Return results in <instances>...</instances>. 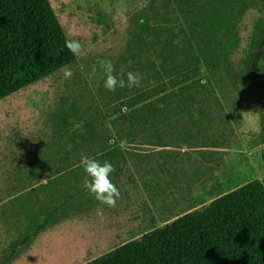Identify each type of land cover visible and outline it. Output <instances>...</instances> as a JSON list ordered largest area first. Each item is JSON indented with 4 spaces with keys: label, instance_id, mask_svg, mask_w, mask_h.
I'll use <instances>...</instances> for the list:
<instances>
[{
    "label": "trees",
    "instance_id": "16d2710c",
    "mask_svg": "<svg viewBox=\"0 0 264 264\" xmlns=\"http://www.w3.org/2000/svg\"><path fill=\"white\" fill-rule=\"evenodd\" d=\"M148 7L152 25L143 35L130 33L120 55L121 63L131 61L126 68L139 74L140 84L118 87L106 101L117 113L110 120L116 133L167 146L170 119L191 117L193 110L208 113L205 107L220 103L200 79L202 65L254 93L264 142V78L258 82L250 71L264 31V0H150ZM251 9L258 17L235 61L240 27ZM65 39L70 38L49 0H0V99L73 63L76 57L61 50ZM52 125L49 140L2 189L0 219L14 232L2 249V264H12L40 233L75 213L76 199L85 192L78 181L84 171L77 166L83 150H118L104 138L99 112L82 109L76 100L60 106ZM82 264H264V183L240 184Z\"/></svg>",
    "mask_w": 264,
    "mask_h": 264
},
{
    "label": "rangeland",
    "instance_id": "374dc122",
    "mask_svg": "<svg viewBox=\"0 0 264 264\" xmlns=\"http://www.w3.org/2000/svg\"><path fill=\"white\" fill-rule=\"evenodd\" d=\"M49 1L68 37L78 39L83 45L82 54L52 75L0 99V195L8 185V178L17 169L23 170L28 161L34 158L35 152L49 140L53 131V115L60 106L72 100H76L88 112H99L100 129L110 145L135 147L123 137V133H116L110 123L117 113L106 104L111 92L103 87V72L97 71L93 79H89V73L98 58L110 59L117 75L130 72L126 67L131 61L121 63L120 55L130 33L143 35L152 25L148 7L150 0ZM257 17L254 9L245 14L240 27L242 42L234 55L235 61L244 54ZM65 69H71L70 79L64 78ZM250 71L252 78L258 82L264 78V31L253 51ZM199 76L212 95L226 105L239 130L237 145L227 165L228 171L234 170L237 175L226 190L256 178L264 183V142L259 138V109L254 93L235 87L221 70L206 69L201 65ZM126 110L122 108V111ZM207 111L214 115L217 110ZM196 115L197 112L193 110V116ZM204 123L212 124L211 121ZM221 123L214 120L219 130ZM229 126L233 128L234 125L229 123ZM121 137L125 140H119ZM137 139L133 144L141 143L140 135ZM222 139L229 140L231 136L224 131ZM179 207L169 205V222L181 214ZM51 229L40 233L31 248L12 264H82L144 233L78 232L65 230L62 226ZM13 234L0 219V264L2 249Z\"/></svg>",
    "mask_w": 264,
    "mask_h": 264
},
{
    "label": "crops",
    "instance_id": "0c3cea01",
    "mask_svg": "<svg viewBox=\"0 0 264 264\" xmlns=\"http://www.w3.org/2000/svg\"><path fill=\"white\" fill-rule=\"evenodd\" d=\"M205 108L216 109L215 116L208 112L170 119L167 146L133 144L139 135L124 134L123 137L135 147L82 152V156L89 157L112 156L99 160L113 164L115 171L111 180L119 189L120 198L116 207L109 208L99 204L85 190L84 195L76 199L75 213L52 229L62 226L65 230L78 232H147L169 222V205L181 206L182 215L200 209L212 199L238 187L234 185L226 190L237 175L234 170L229 172L227 165L237 145L239 130L224 103ZM215 119L222 122L220 130L214 125ZM205 121L212 124L206 125ZM229 123L234 125L233 128ZM224 131L231 139H222ZM119 140L125 139L121 137ZM85 179L84 173L78 179L80 186ZM70 182H74L73 177ZM98 208L103 209L102 217L97 215ZM145 219L147 223L144 224Z\"/></svg>",
    "mask_w": 264,
    "mask_h": 264
},
{
    "label": "clouds",
    "instance_id": "9594fccd",
    "mask_svg": "<svg viewBox=\"0 0 264 264\" xmlns=\"http://www.w3.org/2000/svg\"><path fill=\"white\" fill-rule=\"evenodd\" d=\"M63 49H67L74 57L79 58L82 54L83 45L78 39H65L61 50ZM97 71L103 72V87L109 92H115L118 87L131 89L140 84V76L137 73L128 72L126 79L124 74L117 75L115 66L110 59L98 58L92 66L89 79L95 78ZM63 75L65 79H70L72 76L71 69H65ZM77 166L82 168L86 175L83 187L88 194L101 205L109 208L116 207L120 192L111 180V174L115 171L113 164L108 160L101 161L85 155L80 158ZM97 215L102 217L103 209L98 208Z\"/></svg>",
    "mask_w": 264,
    "mask_h": 264
}]
</instances>
